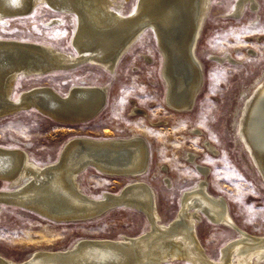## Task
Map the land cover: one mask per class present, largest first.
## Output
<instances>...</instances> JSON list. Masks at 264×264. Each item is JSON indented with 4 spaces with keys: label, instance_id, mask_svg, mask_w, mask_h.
<instances>
[{
    "label": "rangeland",
    "instance_id": "rangeland-1",
    "mask_svg": "<svg viewBox=\"0 0 264 264\" xmlns=\"http://www.w3.org/2000/svg\"><path fill=\"white\" fill-rule=\"evenodd\" d=\"M117 2L126 14L136 0H114ZM235 2L210 0L195 47L203 81L189 110L166 104L163 55L155 34L147 27L112 71L82 63L70 69L19 76L12 88L14 98L22 88L33 84H46L64 94L72 84L87 83L106 85V103L94 117L77 123H63L36 108L4 115L0 117V145L25 148L31 159L45 163L55 160L63 144L74 136L141 135L148 145V165L139 177L153 187L163 221L176 214L182 192L205 178L208 190L224 198L240 227L264 233V181L237 128L246 96L264 76V0H256L254 8L245 3L239 15H232ZM52 18H59L61 23H50ZM75 24L74 14L40 3L27 14L0 20V37L48 43L74 54L71 40ZM134 106L145 114L133 113ZM188 152L195 155V161L189 159ZM197 164L207 168L205 175ZM131 178L88 166L77 180L84 192L98 197L104 191L117 192ZM3 188L11 186L0 179ZM148 227L141 210L124 205L92 218L56 220L26 207L0 204V254L21 260L33 250L70 247L78 238H118L142 233ZM196 232L213 259L238 234L214 223L201 211ZM161 264L190 262L176 259Z\"/></svg>",
    "mask_w": 264,
    "mask_h": 264
},
{
    "label": "bare ground",
    "instance_id": "bare-ground-1",
    "mask_svg": "<svg viewBox=\"0 0 264 264\" xmlns=\"http://www.w3.org/2000/svg\"><path fill=\"white\" fill-rule=\"evenodd\" d=\"M40 3L75 15L71 42L76 53L48 43L0 37V117L28 108L39 109L63 123L94 117L106 103V85L75 83L62 94L52 86L33 84L14 98L13 84L19 76L70 69L82 63L112 71L147 27L155 34L163 55L166 104L177 110L192 108L203 81L195 47L210 0H136L126 14L121 3L114 0H0V20L27 14ZM245 3L252 8L257 4L256 0H236L231 14L239 15ZM53 22L61 23L59 18H52ZM132 111L145 114L136 106ZM237 128L264 181V76L246 96ZM206 145L214 151L208 142ZM187 155L195 161L193 153ZM147 165V141L136 134L74 136L63 144L55 160L45 163L31 159L25 148L0 145V179L13 185L0 189V204L19 205L56 220L92 218L124 205L141 210L149 221L148 229L139 234L82 237L70 247L33 250L21 260L0 254V264H161L176 259L190 264H264V233L240 227L224 198L208 190L205 178L182 192L176 214L163 221L153 187L139 177ZM88 166L132 178L117 192L104 191L93 197L77 180ZM197 169L203 175L207 172L199 164ZM200 211L214 223L238 233L221 247L217 259L206 253L196 232Z\"/></svg>",
    "mask_w": 264,
    "mask_h": 264
},
{
    "label": "water",
    "instance_id": "water-1",
    "mask_svg": "<svg viewBox=\"0 0 264 264\" xmlns=\"http://www.w3.org/2000/svg\"><path fill=\"white\" fill-rule=\"evenodd\" d=\"M263 180V179H262ZM10 186L12 187V185L10 184Z\"/></svg>",
    "mask_w": 264,
    "mask_h": 264
}]
</instances>
